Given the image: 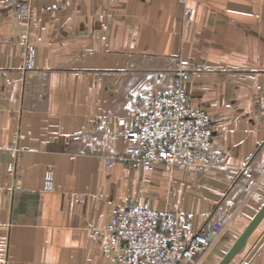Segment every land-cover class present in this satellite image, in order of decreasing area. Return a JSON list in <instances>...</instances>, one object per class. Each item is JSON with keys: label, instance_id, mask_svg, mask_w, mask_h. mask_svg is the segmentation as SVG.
<instances>
[{"label": "crops", "instance_id": "0c3cea01", "mask_svg": "<svg viewBox=\"0 0 264 264\" xmlns=\"http://www.w3.org/2000/svg\"><path fill=\"white\" fill-rule=\"evenodd\" d=\"M23 1L0 0V264H115L128 200L190 215L221 264L264 208V0ZM176 87L212 151L147 171L123 134ZM227 264H264V215Z\"/></svg>", "mask_w": 264, "mask_h": 264}, {"label": "built area", "instance_id": "2783aa9c", "mask_svg": "<svg viewBox=\"0 0 264 264\" xmlns=\"http://www.w3.org/2000/svg\"><path fill=\"white\" fill-rule=\"evenodd\" d=\"M35 1L39 0L22 2L20 14L29 12ZM184 14L189 17L191 10L185 7ZM31 66L32 56L27 63V67ZM260 111L264 117V96ZM118 124L125 126L126 117H120ZM213 134L206 110L193 106L186 89L176 87L157 92L145 114L133 115L123 139L130 144V158L152 171L159 164H204L213 148ZM9 149L15 157L18 149L14 145ZM16 167L15 162H10L8 171L14 173ZM223 227L216 223L214 230L218 233ZM107 231L119 244L115 264H200L213 243L209 231L193 229L190 215L130 200L115 206Z\"/></svg>", "mask_w": 264, "mask_h": 264}, {"label": "water", "instance_id": "95a60500", "mask_svg": "<svg viewBox=\"0 0 264 264\" xmlns=\"http://www.w3.org/2000/svg\"><path fill=\"white\" fill-rule=\"evenodd\" d=\"M264 215V208L260 212V214L256 217V219L251 223V225L248 227V229L245 231V233L242 235L238 243L233 247V249L230 251V253L227 255V257L222 261L221 264H227L230 258L236 253V251L239 249L241 243L244 241V239L247 237V235L252 231V229L256 226L260 218Z\"/></svg>", "mask_w": 264, "mask_h": 264}, {"label": "rangeland", "instance_id": "374dc122", "mask_svg": "<svg viewBox=\"0 0 264 264\" xmlns=\"http://www.w3.org/2000/svg\"><path fill=\"white\" fill-rule=\"evenodd\" d=\"M26 1H28V0H24L23 2H26ZM111 161V160H110ZM138 201H140V202H147L146 200H138ZM148 203V202H147Z\"/></svg>", "mask_w": 264, "mask_h": 264}]
</instances>
